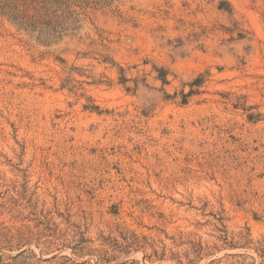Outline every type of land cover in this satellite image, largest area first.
<instances>
[{"label":"rangeland","instance_id":"374dc122","mask_svg":"<svg viewBox=\"0 0 264 264\" xmlns=\"http://www.w3.org/2000/svg\"><path fill=\"white\" fill-rule=\"evenodd\" d=\"M0 264H264V0H0Z\"/></svg>","mask_w":264,"mask_h":264}]
</instances>
